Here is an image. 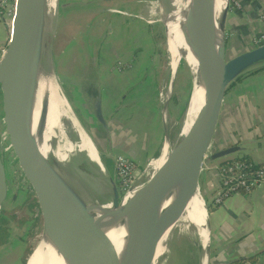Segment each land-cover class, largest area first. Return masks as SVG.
Instances as JSON below:
<instances>
[{
    "label": "water",
    "instance_id": "water-1",
    "mask_svg": "<svg viewBox=\"0 0 264 264\" xmlns=\"http://www.w3.org/2000/svg\"><path fill=\"white\" fill-rule=\"evenodd\" d=\"M229 1L230 0H226V5L221 15V29L223 33L221 46L219 48H214L212 43V51L217 60V65L212 66L207 60L197 36L192 31H190L192 51H188L189 53L184 50L180 51L182 54H180L178 62L183 60L186 63L191 78V90L188 99L190 101L193 97L196 107L199 106V108H197L195 120L188 137L181 147L179 157L175 162L172 161L170 156L168 157V165L171 171L169 177L155 185H146L142 187L135 194L130 195L129 200L122 205L125 197L131 192H134L136 188L131 189L123 195H119L113 174V177H110L112 190L109 192V196H97L92 199L89 204L83 208L71 231L69 237L71 256L79 263L97 264L102 249L101 228L95 223L93 215L88 212V206L110 205L113 208H120L123 211H131L139 220L133 242L126 256L122 261L114 260L110 264H152L162 230L168 222L183 212L188 199L196 190H200L199 181L205 164L208 161L227 159L226 157L236 153L240 149L237 145H231L213 150V137L227 87L244 72L264 65V42L230 58L226 56L227 46L224 33L225 20L229 11ZM37 2L38 0H16L13 19L10 25L6 24L7 31L9 32V41L6 51L0 58L2 123L8 137V146L13 152L17 166L28 184V188L36 199L42 219V233L40 237L45 234L50 237H55L68 221L70 214L74 190L75 154L73 156H68L64 163L59 162L54 156H49L48 158L43 155L31 156L22 149L14 139L9 117L7 115L5 100V94L20 83L32 88L35 83L36 72L40 66L44 64V59L42 58L43 49H41L42 47L39 43L40 31L32 27L33 13ZM168 2L170 3L171 10L163 15L166 43L167 21H169L168 19L171 18V13L175 9L174 0H168ZM181 35L184 40L187 41L185 32L182 31ZM183 53H185V55H183ZM186 56H188V58ZM194 60L197 62L194 67L195 72L197 75L199 74L203 80V87H200L199 82L197 83V87L193 85ZM47 76L48 85L43 94L45 100L47 102L52 100V94L57 95L60 99H62L63 95L75 120L80 124L78 114L72 104L69 102L62 89V94L59 92L58 86L60 87V85L57 79L55 80L50 74ZM171 93L172 85L170 84L166 90V97L162 102L160 110L163 142L166 141L168 143L169 134L165 120ZM88 101L89 111L94 117L95 122L101 127V130L105 132L108 145H110V133L102 111L99 88H97L96 95L89 98ZM53 109L58 117V124L61 128L60 133L64 135V138L60 137L58 142L54 145L56 146L66 142L76 144L73 137H71L63 127V122H65L70 125V129L75 130V128L72 127V121H69L67 117L64 116L61 107L55 105ZM27 136L31 137V133L27 132ZM102 163L104 168L108 171L104 161H102ZM180 184L181 188L176 198L172 201L170 206L158 216V205L162 197L171 187H176ZM48 185H51L52 189L48 191L44 190ZM137 187H140L139 184ZM7 198L8 183L6 169L0 153V213ZM207 205L205 206L204 204L206 215H208ZM176 226L178 225L172 227L171 233ZM209 249L210 230L206 264L209 263L210 259Z\"/></svg>",
    "mask_w": 264,
    "mask_h": 264
},
{
    "label": "crops",
    "instance_id": "crops-1",
    "mask_svg": "<svg viewBox=\"0 0 264 264\" xmlns=\"http://www.w3.org/2000/svg\"><path fill=\"white\" fill-rule=\"evenodd\" d=\"M101 1L104 0H66L60 7V13L62 12L63 16L68 14L69 17H73L74 13H82V15H86L87 12L95 13L98 16L95 25L103 22V16L112 14V63L109 66V73H103L104 78H102L103 76L92 71L95 60L99 58L92 56V54H96L93 40L90 37L84 40L83 36L87 29L94 24L84 26L83 22L82 30L75 33L78 37H70L60 55L62 58L65 56L71 59L73 53L76 52L74 46L78 45L77 43H82L81 48L84 47L86 51L79 52L80 48L76 46L77 52L81 54L80 60L87 61V63H81L80 66H83V69L71 70L72 72H69L67 76H71L70 83L73 89L75 88L72 85L74 77L84 76L87 79L85 96L80 94L78 103L83 111L87 109L89 98L96 95L97 88L100 89L101 106L108 124L111 144L108 145L105 132L104 136L101 135L100 138H104L103 145L109 153H112L114 147L123 148L132 160L137 161L138 156H142L144 159H147L146 157L156 158L159 156L162 146L159 147V142L156 139L158 131L162 134L161 102L159 98L157 99L156 93L157 87H160L162 83L161 69H158V66L162 65L161 68L163 67L164 53L156 51L155 48L148 50L146 47L149 29H155L153 40L158 37L160 29L156 24L158 29L155 25H149L143 20L144 9L141 8V5L132 10L133 7L130 5L132 3H125L127 7L125 8L121 5L122 2L119 4L111 2L108 6L98 5V9L94 11L92 7ZM263 8L264 0H244L240 9H229L225 20V29L228 34L227 49L232 52L237 50L240 53L254 46V38L264 36V21L258 19ZM84 10L86 12H80ZM68 21L69 19H66L65 22ZM6 24L10 25L7 20L0 23V40H6L9 37ZM79 37L82 39L81 42L78 41ZM92 47H94L93 51H91ZM115 59L129 61L134 69L132 67L128 69H132L134 73H137L135 72L136 66H138V70H142L144 76L139 82L142 84V89L136 90H141V94L133 97L128 96L133 87L131 88L127 84L128 77L123 76V73L113 75V72H116L113 69L116 63ZM140 61H145L141 67ZM139 77H141L140 74ZM88 87L91 89L90 92L95 91L94 95L90 96ZM146 92L149 96L153 93V101L150 96L147 104L145 103L146 107L144 104L141 106L148 108V123L151 118L152 120L155 118L156 123L152 132L149 130L146 132L147 135L140 137L136 127H143L137 120L142 116V113L134 107L137 103L141 104L142 100L146 101L145 98L148 96L144 95ZM77 108L79 109V107ZM127 139L130 140V143L124 144ZM231 145H237L240 149L226 158L247 157L252 161L264 164V69L241 74L226 89L213 137V150ZM151 146L154 148L153 154L148 153ZM133 156L135 158H132ZM220 161L221 159L208 161L200 176L199 184L202 186L208 205L211 204L212 195L218 185L215 166ZM104 163L107 169L114 172L112 159L106 160ZM7 183V200L19 203L18 191L14 190L8 179ZM211 208L208 264H264V183L250 193L233 194L221 205L211 206ZM3 217L5 215L0 213V264H20L24 246L19 238L11 236L9 227L2 225L4 220L1 218Z\"/></svg>",
    "mask_w": 264,
    "mask_h": 264
},
{
    "label": "bare ground",
    "instance_id": "bare-ground-1",
    "mask_svg": "<svg viewBox=\"0 0 264 264\" xmlns=\"http://www.w3.org/2000/svg\"><path fill=\"white\" fill-rule=\"evenodd\" d=\"M174 5L175 9L171 13L172 16L167 21L168 37L166 43L170 55L169 68L172 74L177 69L180 51L184 47H187L185 49L187 53L192 51L190 31L197 36L202 51L210 64L212 66L217 65V60L212 51V43L214 48L221 46L223 35L221 15L226 0H174ZM56 13L57 0H38L33 13L32 27L40 31L41 49H46L52 36ZM182 31L185 32L187 41L182 37ZM194 61L193 85L197 87L199 82L200 87H203V80L195 72L194 67L197 62ZM49 74L56 80L50 63L44 61V64L36 72L35 83L32 88L20 83L5 94L10 127L16 143L22 149L31 156L43 155L46 158L54 156L61 163H64L68 156L75 154L73 200L68 221L55 237L46 234L41 237L28 258L27 264H81L71 256L69 246L71 231L83 208L101 193L109 192L112 184L109 172L104 168L101 159L98 160V149L85 129L81 128L80 130L82 146L69 147L66 143L54 145L56 139L60 137H56L52 131L51 119L58 120L53 107L55 105L62 107L64 104L66 106L68 104L63 95L60 99L57 95L52 94V100L49 102L43 97L44 91L47 89V75ZM58 89L62 94L59 86ZM188 105L189 107L181 122L179 138L173 145L165 141L159 156L155 158L145 172L146 181L155 177L149 186L162 182L169 177L171 173L168 165L169 156L174 162L179 157L181 147L188 137L197 108H199V106L196 107L193 97ZM27 132L31 133V137L27 136ZM180 188L181 184L171 187L162 197L158 205V216L170 206ZM51 189L52 186L48 185L44 190ZM140 189L136 187L134 192L128 194L122 205L129 200L130 195L135 194ZM88 212L93 215L95 223L101 228L102 249L97 264H110L114 260L122 261L133 242L139 221L137 217L129 210L123 211L110 205H90ZM208 219L204 209L203 196L200 190H196L188 199L183 212L168 222L162 230L152 264H158L167 252L171 229L175 225H179L182 230L193 228L201 250V263L206 264L209 236Z\"/></svg>",
    "mask_w": 264,
    "mask_h": 264
},
{
    "label": "rangeland",
    "instance_id": "rangeland-1",
    "mask_svg": "<svg viewBox=\"0 0 264 264\" xmlns=\"http://www.w3.org/2000/svg\"><path fill=\"white\" fill-rule=\"evenodd\" d=\"M64 1L66 0H58L57 2V13H56V20H55V27L54 31L52 33L51 38L49 39L47 43V47L42 52V58L44 61H47L50 63L51 68L54 71L55 77L63 91V93L68 98L69 102L72 104L73 108H75V111H77L80 124L75 120L69 106L63 105L61 109L64 112V116L67 117L69 121H72V127L75 128V130L70 129V125L66 124L65 122L63 127L65 128L66 132L73 137L76 144L73 143H67L66 145L69 147L72 146H82V142L80 139V130L81 128L85 129L86 132L92 136L91 139L94 142L96 148L99 152V161L100 159L102 161L111 160L112 162L114 160V157L116 154H123L128 157L125 150L112 148V153L108 152V149L105 148L103 145V137L104 131L100 129L99 124L95 122V119L91 120L88 115L86 114V111H83L79 106V97L85 96V88L86 85H88L87 79L84 76H76L74 79V85L75 88L73 89L71 86V76H67L69 72H72L74 70L78 71L77 68L83 69V66H80L81 63H87V61H81L80 57L81 54L79 52L86 51V49L83 47L81 48L82 43H77L78 45L74 46V50L76 51L73 53V56H71V59H68L67 57L60 55V53L63 51L66 43L68 42V39L72 36H77L75 33L79 30H82V24L84 22L85 25H93L96 20L98 19L97 14L95 13H88L83 17L82 13H74L73 17H69L68 14H65L64 16L60 13V7L64 4ZM165 1V2H164ZM112 4H119V2H122V6L127 8L125 6V3H132V10H135V8L142 6L144 10L143 20L146 21L149 25H157L159 27V35L156 39L153 40L155 34V29H149L148 32V41H147V47L146 49L152 50V48H155L156 51H160L164 53V61H163V67L158 66V69H161L160 77L162 78L161 86L157 87V99L159 98V92L162 89H167L169 85H172V93L171 98L169 101L168 109L166 112V126L167 131L169 134V144L173 145L176 140L179 138L180 135V126L182 119L184 117V114L186 113L188 107H189V99L187 101L186 107L184 109H181V105L184 103L186 96L190 93L191 90V78L190 74L188 72V68L186 63L183 60H180L177 64V69L174 74H172L169 63H170V55L167 51L166 42H165V30L163 26L164 22V14L168 13L171 10L170 3L168 0H104L100 3L96 4L95 7H92L94 11H96L98 8V5H106L108 6L110 3ZM163 2V4H162ZM124 3V4H123ZM161 3V5H160ZM128 4V5H129ZM90 8V7H89ZM161 8V10H160ZM80 12H86L80 11ZM160 12V13H159ZM68 17V18H67ZM66 19H69L68 22H65ZM84 19V20H83ZM155 25V26H156ZM156 28L158 29V27ZM161 31V33H160ZM83 39H88L90 37L91 40H93V43L95 44L96 54H92V56H97L99 59L95 60L94 62V68L92 67V71L97 72L100 74V76H103V73H109V66L112 63V14H109L108 16H103V22L100 24H94L91 28L87 29V31L84 33ZM89 34V36H87ZM162 34V36H161ZM225 38L228 37V34L225 29ZM78 37V36H77ZM167 37H168V29H167ZM79 42L82 41V39L78 38ZM154 42V44L151 45V43ZM80 48L79 52H77V47ZM227 46V45H226ZM187 47H184L183 50L186 52ZM94 50V47L91 48V51ZM238 51H230L227 49L226 56L232 57L235 54H237ZM182 54V53H181ZM185 55V53H183ZM188 58V56H186ZM118 59H115L114 62H116ZM122 63H129L128 61L121 60ZM145 61H140V67L142 64H144ZM131 65V64H130ZM70 67V68H69ZM132 67V65H131ZM130 67V68H131ZM104 68V69H102ZM134 69V66L132 67ZM134 73L132 69H122L120 71H114L113 75H120L123 73V76H127V84L133 89L131 93H129L128 96L133 97L134 95L141 94L140 91H136L139 89H142V84L139 83L141 79H143L144 74H142V70H138V66ZM94 69V70H93ZM107 69V70H106ZM72 70V71H71ZM108 71V72H107ZM139 74L141 77H139ZM112 77V75H110ZM159 76V73H158ZM104 78V76L102 77ZM104 80V79H102ZM79 90V92H78ZM144 95H148V92L144 93ZM149 96V95H148ZM146 96L145 100L141 101V104L137 103L136 108L137 111H140L142 113V116L138 117L137 120L143 125V127H136L138 133V136H145L146 132L150 130L152 132L154 128V124L156 123V119L152 118L150 119L148 123V111L145 108L146 104L151 96V99L153 101L154 95L153 93L148 97ZM160 100V99H159ZM89 101H87L88 104ZM146 103V104H145ZM144 104V108H142L141 105ZM140 105V108H139ZM162 105V103H161ZM160 105V110H161ZM79 107V109L77 108ZM135 110V109H134ZM161 114V112H160ZM147 117H146V116ZM2 105H1V95H0V153L4 156V154H8L9 156L14 157L13 152L8 147V137L4 131V125L2 123ZM145 117L147 118L145 120ZM158 122V120H157ZM52 131L56 134V137L64 138V135L60 133V125L58 124V120H52ZM93 124V125H92ZM147 129H145V128ZM64 133V132H63ZM91 133V134H90ZM98 140L99 145L94 140ZM147 135V134H146ZM157 142H159V147L163 145V137L160 131L157 132ZM125 141V140H124ZM58 142V138L56 139L55 143ZM163 142V143H162ZM130 140L127 139L124 144H129ZM137 144V143H136ZM162 147V146H161ZM153 146L149 149V154H153ZM130 158V157H128ZM147 159H144L142 156H138L137 161H134L138 169L143 164V167L139 169L138 174H142L139 182L138 188L144 187L146 184H150L152 181H154L153 177L151 180L146 181L145 172L148 170V168L151 166L152 162L155 160V157H146ZM157 158V156H156ZM4 162L9 165L12 171H16V174L13 175V179L11 177L10 183L14 190H16L21 185H24L26 188H28V184L26 183L25 179L23 178L20 169L17 166V162L15 160L14 164L11 161V164L8 163L7 159H3ZM138 162V163H137ZM145 168V169H144ZM108 172L110 174V177H113L114 172L112 170L108 169ZM144 184V185H142ZM142 185V186H141ZM112 190V188H111ZM111 190L109 192H111ZM28 197L22 198V200L19 203H12L8 200L5 202L1 213L5 215V217L1 218L4 222L2 223L3 226L9 227L10 234L14 238H19L22 236L23 232L27 230L29 235L27 239H25L24 246V253L23 255L29 256L33 253L35 247L37 246L38 242L41 239V233H42V219L40 215V211L38 208V205L36 203V199L33 196V193L28 188ZM109 192H103L98 196L108 197ZM200 193L203 196L204 204L205 206L208 204L202 189V186H200ZM119 195H123L120 194ZM209 216V214H208ZM27 220V221H26ZM26 221V222H25ZM27 225V226H26ZM179 229V230H178ZM172 239V240H171ZM21 247V246H20ZM29 251V253H28ZM170 252V253H169ZM210 252V249H209ZM30 254V255H29ZM26 257V258H27ZM28 257V258H29ZM201 250L198 245L197 237L195 233L193 232V228L189 230H182L181 227L176 226L171 233V237L168 243L167 252L162 256L158 264H202L201 263Z\"/></svg>",
    "mask_w": 264,
    "mask_h": 264
},
{
    "label": "built area",
    "instance_id": "built-area-1",
    "mask_svg": "<svg viewBox=\"0 0 264 264\" xmlns=\"http://www.w3.org/2000/svg\"><path fill=\"white\" fill-rule=\"evenodd\" d=\"M229 9H240L244 0H230ZM16 0H0V23L8 21L11 23L15 14ZM258 19L264 21V8L260 11ZM9 37L0 40V58L6 51ZM256 46L264 42V36L253 39ZM129 62V61H128ZM131 63H122L120 59L116 61L113 69L120 71L130 68ZM166 90L159 92V99L162 103L166 97ZM8 143V142H7ZM9 147V146H8ZM114 179L120 194H125L131 189H135L143 174H138V166L130 158L123 154H116L114 157ZM218 175V185L214 190L211 199V206L221 205L228 197L236 193H250L256 187L264 183V164L245 159L243 157L223 159L215 166Z\"/></svg>",
    "mask_w": 264,
    "mask_h": 264
},
{
    "label": "trees",
    "instance_id": "trees-1",
    "mask_svg": "<svg viewBox=\"0 0 264 264\" xmlns=\"http://www.w3.org/2000/svg\"><path fill=\"white\" fill-rule=\"evenodd\" d=\"M231 4V1H229V5ZM260 69H264V65L263 66H259V67H256V68H253V69H250V70H248V71H246V72H244V73H247V72H253V71H256V70H260ZM88 90H89V92H90V88L88 87ZM94 90L93 91H91L89 94H90V96H92V95H94ZM190 94V93H189ZM189 94L186 96V99H185V101H184V103L181 105V109H184L185 107H186V104H187V101H188V98H189ZM86 111V114L88 115V117L92 120L93 119V116L91 115V113H90V111H89V107L87 106V109L85 110ZM93 125V124H92ZM112 144L114 145V141L112 140ZM2 155V154H1ZM2 158L3 159H7L8 160V163L9 164H11V161L13 162V164H14V162H15V157H12V156H9L7 153L6 154H4V156L2 155ZM132 158H135L134 156L132 157ZM243 158H245V159H249V158H247V157H243ZM105 164V163H104ZM4 165H5V169H6V177H7V179H8V181L10 182V179H11V177H12V179H13V175L14 174H16V171H12L11 170V168L9 167V165H7L5 162H4ZM12 165V164H11ZM105 166H106V164H105ZM107 167V166H106ZM143 167V164L141 165V167L140 168H142ZM139 168V169H140ZM17 191H18V198H19V201H21L22 200V198H27L28 197V188H26L24 185H21L20 187H18L17 189H16ZM211 210H212V208H211V206L210 205H207V211H208V214L211 212ZM27 221V220H26ZM25 221V222H26ZM27 226V225H26ZM28 226H27V230H25L24 232H23V234H22V236L20 237V240L22 241V245H24L25 244V239H27V237H28V235H29V231H28ZM23 251H25V250H23ZM28 253H29V251H28ZM27 256L25 255H22V257H21V260H20V264H25L27 261H26V258Z\"/></svg>",
    "mask_w": 264,
    "mask_h": 264
},
{
    "label": "flooded vegetation",
    "instance_id": "flooded-vegetation-1",
    "mask_svg": "<svg viewBox=\"0 0 264 264\" xmlns=\"http://www.w3.org/2000/svg\"><path fill=\"white\" fill-rule=\"evenodd\" d=\"M91 134V133H90ZM93 134V133H92ZM94 135V134H93ZM92 136V135H91ZM93 137V136H92ZM94 140L97 142V144L99 145V142H98V140H96L95 139V135H94ZM29 257V256H28ZM27 261H28V258H27ZM26 264H27V262H26Z\"/></svg>",
    "mask_w": 264,
    "mask_h": 264
}]
</instances>
